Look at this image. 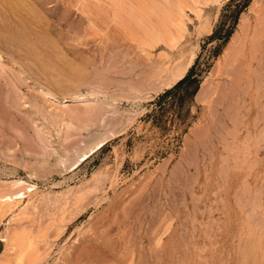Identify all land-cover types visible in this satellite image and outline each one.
<instances>
[{
  "label": "rangeland",
  "instance_id": "1",
  "mask_svg": "<svg viewBox=\"0 0 264 264\" xmlns=\"http://www.w3.org/2000/svg\"><path fill=\"white\" fill-rule=\"evenodd\" d=\"M75 1L24 0L18 14L0 3V26L20 29L27 10L35 14L30 27L46 40L41 48L49 55L43 65L29 66L15 62L20 52L0 42V204L28 196L32 186L31 197L0 210V264H14L3 253L4 239L20 226L43 234L38 247L48 251L42 252L46 264H264V13L252 9L264 8V0L199 5L200 15L187 11L172 59L195 51L192 78L165 95L172 87L158 92L143 76L163 47L142 63L108 17L106 0ZM202 20L211 31L198 37ZM239 34L243 43L228 49ZM244 42L252 46V73L240 90L250 94L238 90L243 97L236 99L225 80ZM47 63L45 71L34 70ZM201 91L210 102L198 99ZM78 97L88 100L74 103ZM105 137L103 148L73 166ZM97 171L107 177L76 204L32 205V198L79 185ZM16 181L23 185L12 187Z\"/></svg>",
  "mask_w": 264,
  "mask_h": 264
},
{
  "label": "bare ground",
  "instance_id": "2",
  "mask_svg": "<svg viewBox=\"0 0 264 264\" xmlns=\"http://www.w3.org/2000/svg\"><path fill=\"white\" fill-rule=\"evenodd\" d=\"M67 1H69V0H67ZM77 1H75V2L77 3ZM106 1L108 2L109 7H111L110 12L108 14V17H110V20L114 23L115 27H117V29H119V31L122 34V36L125 39H128V41L131 42L132 45L134 44V47H135L134 49L138 50L140 52V54H142V61H143L142 63L147 61V59L150 56H152L151 51L153 49L158 48V47H163L162 53L160 55H158L157 64L155 66L151 67L146 62L145 64H147V65L146 66L144 65V66L148 67V68L145 69L144 72H143L144 73L143 74L144 79L146 80L145 82L148 83L147 85H150V87L153 86L154 88L153 87H151V88H153V90H156V91L159 92V91H161L163 89H169V88L173 87L181 79H183L184 76L186 75V73L188 72V70L190 69V67L193 65L194 60L196 58V52L192 50L188 54H186L184 56L182 55V58H180L179 60L177 59V61L172 59L173 58L172 54H174L175 51L179 49L178 47L180 46V44L182 42V39L184 38L185 33H186V24L189 21L187 11H193L196 14L200 15L199 5H201V6L202 5L203 6H206V5H218V6H220L225 1H228V0H106ZM0 3L5 8L9 9L10 12L13 11V12L17 13V12H20L21 10L24 9V3L25 2H24V0H0ZM70 4H72L71 1H70ZM88 4L90 5V3H88ZM82 5H84V4H82ZM89 5H88V8H89ZM92 6H94V5H92ZM0 7H1V5H0ZM74 7H75V5H74ZM257 8H258V6L255 4L252 7L253 12H254V10H257L258 11L257 12L258 16L261 15V14L263 15L264 8H261L260 10H258ZM80 11L83 13L84 10L82 9ZM86 11H87V9H86ZM23 14H25V12ZM10 15H12V14H10ZM20 17L21 16H19L18 18H20ZM10 18H11V16H10ZM22 18H24V16ZM2 19H3V17H2ZM92 19H93V17H92ZM257 19H255V20H257ZM35 20H38V18L36 19L35 14L31 10H29V11L27 10L25 18L22 21L20 29H18V28L15 29L14 27H9L7 25L5 26V24H7L5 22H4V26H2V25L0 26V42L1 43L4 42L3 45H5V47H7V45L8 46L10 45L11 47H13V49L15 48L18 52H20V54L22 53V55L19 54L20 56L18 55L17 57H15L16 58L15 62L20 63V61H23L25 63L24 60H27L26 62H28V63H29V61L32 62V63L34 61H36V63H37L38 60L41 61L42 59L43 60H45V59L48 60L49 59V55H47L41 48L43 45L45 46L46 40L43 37L37 38L36 35L34 36L35 32H32V29L30 27L31 25L34 24ZM99 20H100V18H99ZM35 22H37V21H35ZM90 22H91V20L89 21V23ZM244 24H245V21H243L241 19L238 27L241 29L244 26ZM13 25H14V23H13ZM34 26H35V24H34ZM254 26H257V25H254ZM210 31H211V27H210V24L208 23V21H204L203 22V20H202V22L197 27L196 35L199 37L200 35L207 34ZM240 36H241V34H239L238 36L234 35L230 39V42H229V44L227 46L228 49L234 48V46L237 43H239V41L241 42V37ZM31 37H36V39H34V41H33L31 39ZM246 38L248 40V37H246ZM242 40H243V38H242ZM242 43L243 42H241V44ZM244 44H245V42H244ZM245 45H244V48L239 52V55H236L237 58L234 60L236 65L234 63L232 68H230L231 71L229 70L230 73L227 74V78L228 79L225 80L227 82V84H229L231 86V88H230L231 89L230 90L231 95L234 96V98H236V99L237 98L240 99L243 96L250 94L246 90L244 92H242L240 90V89L243 88L242 86H244V84H249L250 83L249 76L252 73V72H250V71H252L251 69L249 71V68H251L252 66L250 67L251 63L248 61V58H247V52L252 48V46H250L251 44L249 45L247 43ZM1 48H3V47H1ZM227 51L230 53V50H227ZM227 51H226V54L228 53ZM6 53H7V51H6ZM3 54H2V56H3ZM14 54H15V52H14ZM16 54H17V52H16ZM50 54H51V52H50ZM226 54L224 53V55L222 54L223 55L222 57L218 58V65H221L222 62L225 63V60L227 58L225 56ZM8 56H10V55H8ZM238 57H240V58H238ZM261 58H262V56L260 57V60H261ZM50 59H51V57H50ZM12 60H14V59L12 58ZM18 60H20V61H18ZM43 60H42V63L39 61L42 65L44 64ZM260 60H259V64H260ZM152 62L154 63V61H152ZM15 64H17V63H15ZM21 64H20L21 66L26 65V64L23 65L22 62H21ZM48 64L49 63H47L45 66L41 65L42 67H40L37 64V67L36 68L32 67V70H33V68H34V70L35 69L37 70L39 68L43 69V70L47 69V68H49V67H47V66H49ZM259 64H257L258 67H259ZM31 65H33V66L35 65L36 66L35 63L30 64L29 66H31ZM57 66H58V64H57ZM25 68L26 67H23L22 69H25ZM77 68H79V67H77ZM77 68L75 70L78 71L79 69H77ZM26 69H25L26 71L29 70L28 71L29 73L31 72V70H30L31 68L28 69V67H27ZM238 69H240V71L238 73H236L235 80H232L231 77H230L232 71L235 72ZM71 70H73V72H75L74 68L71 69ZM220 70H221V68L219 69V71ZM219 71H218V73H219ZM81 73H82V71H81ZM81 73H80V75H81ZM83 76H84V74L82 75V77ZM251 76H253V75H251ZM259 82L261 83L263 81L260 80ZM55 84H57V83H55ZM244 88H245V86H244ZM238 90L241 91L243 96L239 94L240 92H237ZM43 94L46 95V96H49V94H47V93H43ZM142 95H145V94H142ZM52 96H53V94H52ZM136 96H137L136 98H138L139 95L136 94ZM197 96H198V99L200 101H203L205 99L207 102H210V98L208 96L207 91H201L200 93L198 92ZM140 97H142V96H140ZM143 97H146V96H143ZM136 98H134V100H136ZM72 99H73V97H72ZM87 100L88 99L85 98V97H81V98L78 97V98H75L73 101H74V103L75 102H80L81 103V101H87ZM231 101H233V100H231ZM239 108H241V107H239ZM260 115H261V113H260ZM71 117H69V119ZM67 124H69V122H64V125H67ZM252 129H254V128H252ZM113 135L114 134L111 133L109 136L111 137ZM108 138L109 137H105L103 140L98 142L89 151H87L85 153H82L77 158V160L73 164V166L78 165L80 162L86 161L91 155H93L94 153L99 151L101 148H103L105 146V144L107 143ZM104 176H106V175H104V173L102 171H100V172L97 171V172H95L94 174L91 175L90 180H88L86 182H83L81 184L79 183V185H76V186H73V187H68L67 189H63V191H61V192H56V193L52 192L53 194H47V195L45 194L44 196L42 195V196L36 197L35 199L32 198L33 204H32V202H31V204L34 205L35 203H37V201L40 200V202H41V200L43 201L45 199H49L52 202L53 205L57 206V207H55L57 209H59V207L62 208L65 205L67 200H72V202H75V204H76V202L78 200L81 201L82 198H84V196H86L88 194H92L93 192L95 193L96 191H98L96 185H97V183L100 180H103L102 178H104ZM114 181H115V178H114ZM19 185H23V183L22 182H18V181L11 183L12 187L19 186ZM31 187H26V192L29 194L28 196H26L25 192L21 191L23 193H18L16 195L11 196V197H7L6 196L7 197L6 199L3 197L5 200H3V202H1L0 210H2V211L4 210V212L10 211L16 205L18 206V204H21L25 198H27V197L29 198V196L31 195L30 194L31 191H32ZM29 201H31V200H29ZM28 205H29V202H28ZM24 206H26V205H24ZM24 208H26V207H24ZM1 212H0V214H1ZM4 212H2L1 216H3ZM22 213H25V210L24 211L23 210L20 211L18 213V215L20 216ZM72 218L73 217L71 216V217H69L68 220L70 221ZM21 219L22 218L20 217V220ZM62 220H60L58 222H62ZM63 222H64V220H63ZM50 223H51V221H50ZM46 226L49 227V225H46ZM50 226H52V225L50 224ZM20 227L18 229L15 228L13 230H10V233H8L9 234L8 238L4 239V243L5 244H4V252L3 253L11 255V259L10 260L14 264H46L48 262L47 258L49 256L43 254L42 252L48 253V251H43V250H41L42 248L40 249L38 247V243L39 242L41 243V240H42L41 238H42L43 234H41V235L40 234H36L35 235V234H33L31 232V230H28L29 228L27 229V227L26 228L25 227H21L20 228ZM60 229H61V227H60ZM45 230H48V229H45ZM45 232H47V231H45ZM43 241H44V239H43ZM46 248H48V247H46ZM39 249L41 250V252H40Z\"/></svg>",
  "mask_w": 264,
  "mask_h": 264
},
{
  "label": "trees",
  "instance_id": "3",
  "mask_svg": "<svg viewBox=\"0 0 264 264\" xmlns=\"http://www.w3.org/2000/svg\"><path fill=\"white\" fill-rule=\"evenodd\" d=\"M229 35L230 34L228 33L227 34V37H229ZM191 73H192V69H190L189 72H188V74L183 79H181L176 85H174L170 90L166 91L164 93V95L165 94H169L171 92H174L177 89H179L181 86H183L184 84L188 83L191 80V78H192Z\"/></svg>",
  "mask_w": 264,
  "mask_h": 264
},
{
  "label": "built area",
  "instance_id": "4",
  "mask_svg": "<svg viewBox=\"0 0 264 264\" xmlns=\"http://www.w3.org/2000/svg\"><path fill=\"white\" fill-rule=\"evenodd\" d=\"M87 174H88V172H87V171H85L84 177H86V176H87Z\"/></svg>",
  "mask_w": 264,
  "mask_h": 264
}]
</instances>
